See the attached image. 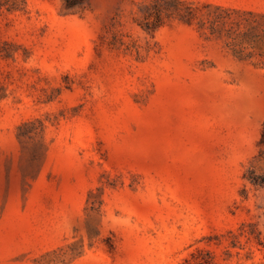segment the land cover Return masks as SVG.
Here are the masks:
<instances>
[{
  "label": "rangeland",
  "instance_id": "1",
  "mask_svg": "<svg viewBox=\"0 0 264 264\" xmlns=\"http://www.w3.org/2000/svg\"><path fill=\"white\" fill-rule=\"evenodd\" d=\"M264 264V0H0V264Z\"/></svg>",
  "mask_w": 264,
  "mask_h": 264
},
{
  "label": "trees",
  "instance_id": "2",
  "mask_svg": "<svg viewBox=\"0 0 264 264\" xmlns=\"http://www.w3.org/2000/svg\"><path fill=\"white\" fill-rule=\"evenodd\" d=\"M200 264H203V263H200Z\"/></svg>",
  "mask_w": 264,
  "mask_h": 264
}]
</instances>
